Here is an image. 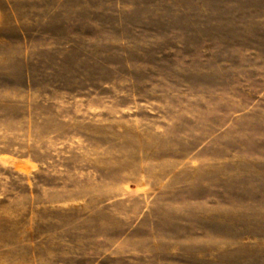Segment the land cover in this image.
I'll return each instance as SVG.
<instances>
[{
  "label": "rangeland",
  "instance_id": "374dc122",
  "mask_svg": "<svg viewBox=\"0 0 264 264\" xmlns=\"http://www.w3.org/2000/svg\"><path fill=\"white\" fill-rule=\"evenodd\" d=\"M0 264H264V0H0Z\"/></svg>",
  "mask_w": 264,
  "mask_h": 264
}]
</instances>
